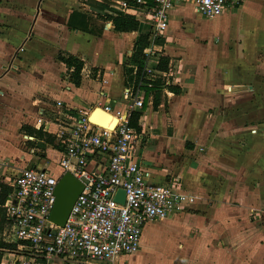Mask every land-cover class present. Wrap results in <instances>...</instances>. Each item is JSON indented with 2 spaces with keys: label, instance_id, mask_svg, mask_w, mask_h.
<instances>
[{
  "label": "crops",
  "instance_id": "obj_1",
  "mask_svg": "<svg viewBox=\"0 0 264 264\" xmlns=\"http://www.w3.org/2000/svg\"><path fill=\"white\" fill-rule=\"evenodd\" d=\"M25 1L34 6L27 32ZM38 1L0 0V193L19 168H56V104L120 107L124 89L139 85V160L159 177L181 176L195 200L146 224L139 248L115 264H264V0H243L216 17L192 9L208 22L176 3L158 43L163 53L152 62L165 57L163 75L171 64L181 70L166 85L156 75L155 91L157 79L140 81L133 60L147 25L140 30L134 11L118 8L121 0H96L106 7L101 13L79 0H40L36 9ZM118 15L134 17L136 29H115ZM200 37L208 41L198 47ZM58 54L82 61L78 85ZM3 242L0 262L9 257Z\"/></svg>",
  "mask_w": 264,
  "mask_h": 264
},
{
  "label": "built area",
  "instance_id": "obj_2",
  "mask_svg": "<svg viewBox=\"0 0 264 264\" xmlns=\"http://www.w3.org/2000/svg\"><path fill=\"white\" fill-rule=\"evenodd\" d=\"M181 0H121L118 8L134 11L146 24L148 46L140 81L156 76L160 44L168 26L169 10ZM205 17H216L243 0H183ZM120 107L110 103L88 107L56 104L51 121L59 157L56 168L22 167L11 173L1 204L14 245L0 264H115L140 246L146 224L167 217L191 204L195 195L186 191L179 175H155L138 157L143 131L131 123L134 111L144 105L139 85L126 87ZM96 108L116 120L113 127L92 121ZM44 110H40L42 114ZM47 120V119H46ZM49 121V119H48ZM39 123L45 120L38 118ZM82 184L62 225L50 219L55 185L64 173ZM123 190V201L116 195Z\"/></svg>",
  "mask_w": 264,
  "mask_h": 264
},
{
  "label": "trees",
  "instance_id": "obj_3",
  "mask_svg": "<svg viewBox=\"0 0 264 264\" xmlns=\"http://www.w3.org/2000/svg\"><path fill=\"white\" fill-rule=\"evenodd\" d=\"M100 6V9H104L106 8L104 5H101L99 3H96ZM113 23H114V27L115 29L117 30H132V29H136L137 27V21L134 19V17L130 16V15H127V16H122V15H118V16H115L113 17ZM146 40H147V34H141L140 37L138 38L137 40V44H140V47H138L135 52H134V59L137 63H138V66H137V70H138V75L140 74V69L142 68L143 66V59L141 58L142 57V49L144 47V43H146ZM57 58L61 61H63L67 68L70 69L71 67H73V70H72V73L70 74V78L71 80L76 84L78 85L79 82H80V70H81V67H82V61L77 58L76 56L72 55V54H66V55H62V54H58L57 55ZM157 68L158 69H166V59L165 57L163 56H160L159 57V60L157 62ZM132 68H129L128 66H125V70L130 73ZM159 79H157L158 81ZM157 84H159V81L157 83H155V85L152 87L151 90L155 91L156 88H157ZM146 89H148V87H146ZM150 90V89H149ZM158 103V98L157 96L155 95L154 96V106ZM139 116V110L138 111H134L133 112V116H132V121L131 123L135 126H137V118ZM138 127V126H137ZM37 133L39 135H42L43 133L41 131H37ZM47 139L50 141L51 138H48ZM7 187H2V192L0 193V203L2 204L3 201L5 200V197H6V194H7ZM14 244L13 243H1V247H4V248H10L12 247Z\"/></svg>",
  "mask_w": 264,
  "mask_h": 264
},
{
  "label": "rangeland",
  "instance_id": "obj_4",
  "mask_svg": "<svg viewBox=\"0 0 264 264\" xmlns=\"http://www.w3.org/2000/svg\"><path fill=\"white\" fill-rule=\"evenodd\" d=\"M26 3V4H25ZM79 3H86L87 5H88V9L93 13H95V12H97V13H101L100 11H102L101 9H100V6L98 5V4H96V3H98L96 0H79ZM21 4H23L24 6H26L25 7V10L26 11H28V14H29V18H25L24 20H25V31L24 32H27L28 31V26L30 25V22H31V19H32V17H33V13H34V6L30 3V6L28 5L29 3H27V1H25V2H21ZM242 4V3H241ZM87 5H84V6H87ZM186 5L187 6H189V13H190V15H195L197 18H199V19H201L203 22L204 21H206V22H208V20L207 19H205L204 17H202V16H199L198 14H196V13H194V12H192V9H194V7L189 3V2H186ZM239 6V5H238ZM237 7V6H236ZM188 20H191V22L193 21V23H196L191 17H189L188 18ZM189 22L188 23H185L184 24V26H185V29L187 30V31H189V35L188 36H191L192 35V33H190L191 31H190V25L191 24H189ZM148 27V26H147ZM187 27V28H186ZM143 28H146L143 24H141V26H140V30H142ZM189 29V30H188ZM28 36H30L29 35V33L27 34ZM164 36H160L158 39H156L155 41H156V43H163L164 42ZM197 45H198V47H200V46H204L205 45V43H207V41H208V39L207 38H203V37H200V38H198L197 40ZM146 46H148V40H146V43H144V47H143V49H142V59H143V63H144V60H145V54H144V48L146 47ZM26 47L27 46H25V49H26ZM19 51V55H21V57H23L22 55H24L25 57H26V55L23 53V50H18ZM157 52H156V54L157 55H159V54H162L163 52V50H156ZM203 51H202V49L201 50H199L198 51V54H201ZM186 53V52H185ZM187 54V53H186ZM178 57V56H177ZM151 63H154V62H151ZM175 63V62H174ZM172 66L170 67V68H167L168 70L166 71V75L164 76L163 74H161V73H156V75H160L161 77L162 76H164V80H163V83L165 84L167 81V79H169L170 81L172 80V78H173V76H175V74H177L178 72H176V70L177 69H179V70H181V68H177L174 64H171ZM200 68H203V66H201ZM94 69V68H93ZM141 72V71H140ZM90 73V74H89ZM87 74L89 75V77H94V78H100V74L101 73H99L98 71H92L91 70V68H89V72H87ZM182 74V72L180 73V75ZM155 79H158V78H156V76L154 77ZM160 79V78H159ZM86 84V83H85ZM166 85V84H165ZM87 104V103H86ZM82 106H84V105H82ZM150 123H153V122H150ZM54 166V163L51 161L50 162V167H53ZM180 178H181V181H182V177L180 176ZM182 183H183V181H182ZM12 236L10 235V233H9V231H8V227H7V225H6V223L5 222H0V240H2V239H8V238H11ZM142 245V247H143V243L141 244ZM146 247V246H145Z\"/></svg>",
  "mask_w": 264,
  "mask_h": 264
},
{
  "label": "water",
  "instance_id": "obj_5",
  "mask_svg": "<svg viewBox=\"0 0 264 264\" xmlns=\"http://www.w3.org/2000/svg\"><path fill=\"white\" fill-rule=\"evenodd\" d=\"M39 2L37 3L36 9L39 8ZM100 109V108H96ZM101 110V109H100ZM91 117V115H90ZM82 189L81 182L72 176L70 173L66 172L61 175L58 182L55 185V202L50 213V219L57 225H62L71 209L73 201ZM123 190H118L116 198L122 202L123 201Z\"/></svg>",
  "mask_w": 264,
  "mask_h": 264
},
{
  "label": "bare ground",
  "instance_id": "obj_6",
  "mask_svg": "<svg viewBox=\"0 0 264 264\" xmlns=\"http://www.w3.org/2000/svg\"><path fill=\"white\" fill-rule=\"evenodd\" d=\"M98 111H99V109L95 110L91 114V117H90L91 120L99 122L100 125H102L103 127H109V128L113 127L115 122H116L115 118L113 116H111L110 114H108V113H103V116H102L103 118L99 119L98 116H97L98 113H99Z\"/></svg>",
  "mask_w": 264,
  "mask_h": 264
}]
</instances>
